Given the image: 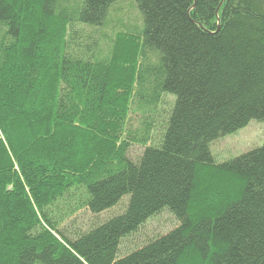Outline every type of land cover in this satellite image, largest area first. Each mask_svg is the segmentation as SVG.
Masks as SVG:
<instances>
[{"label":"trees","instance_id":"1","mask_svg":"<svg viewBox=\"0 0 264 264\" xmlns=\"http://www.w3.org/2000/svg\"><path fill=\"white\" fill-rule=\"evenodd\" d=\"M119 1L0 0V264H264V144L211 150L264 122V0H135L112 35Z\"/></svg>","mask_w":264,"mask_h":264},{"label":"rangeland","instance_id":"2","mask_svg":"<svg viewBox=\"0 0 264 264\" xmlns=\"http://www.w3.org/2000/svg\"><path fill=\"white\" fill-rule=\"evenodd\" d=\"M135 0H121L113 7L110 14V23L106 29L109 34L114 35L116 32L133 25L141 24V14ZM104 43V41H103ZM106 46V44H104ZM136 114H132L133 122L136 121ZM137 124V122H135ZM134 123V125H135ZM264 144V122L252 120L247 126L241 128L236 133L222 137L211 144V150L217 159L222 162L227 159L239 156L254 148ZM144 147L134 145L129 150V157L137 159L143 152ZM127 199H123L117 206L95 215L87 209H83L71 216L70 219L63 223V228L70 234L74 235L78 231H84L95 223H99L106 218L122 212L125 209ZM177 219L168 211H164L150 218L138 233L128 238L123 246L122 252L126 253L134 248L140 247L150 238L170 231L177 225Z\"/></svg>","mask_w":264,"mask_h":264}]
</instances>
